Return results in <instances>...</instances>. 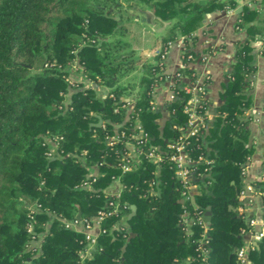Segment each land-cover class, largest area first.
Instances as JSON below:
<instances>
[{"label":"trees","instance_id":"16d2710c","mask_svg":"<svg viewBox=\"0 0 264 264\" xmlns=\"http://www.w3.org/2000/svg\"><path fill=\"white\" fill-rule=\"evenodd\" d=\"M138 2L169 23L155 61L141 63L137 85L130 86L115 81L133 59L122 57L128 53H112L111 47L116 50L123 42L107 37L125 28L119 21L130 17L126 9L133 3L123 7L118 0H0V264H77L82 233L65 227L62 218H73L77 206L81 217L95 215L113 198L104 189L114 177L121 183L120 203L127 202L123 213L130 212L132 203L136 212L121 230L98 235L85 264H240L235 250L243 244L239 228L246 223L235 208L242 167L252 151L243 115L250 105V74L255 70L250 42L264 35V12L244 4L236 14L234 27L243 29L244 37L236 41L219 93L215 129L210 127L202 139L213 158L210 181L194 196L200 214L207 206L211 212L208 253L202 262L196 245L203 229L194 224L192 235L185 234L180 215L193 207L178 202L179 183L169 159L163 154L152 162L141 154L135 167L121 172L117 163L125 138L111 145L108 141L114 126L130 134L135 120L147 138L141 144L144 150L149 145L164 149V141L177 136L174 125L186 123L183 106L188 94L175 77L173 99L166 104L168 117L160 128L152 104V91L164 77L160 54L182 35L177 72L191 75L188 63L194 57L187 55L193 53L194 30L205 13L234 8L236 0ZM75 61L86 78L107 87L113 97H97L95 87L83 81L70 85L67 67ZM129 88H136L131 103L123 100L130 97ZM98 117L102 124L95 126ZM44 137L54 140L55 153L48 154ZM81 158L97 166L94 180L86 176ZM151 178H156L155 193L149 195ZM254 182L264 190V173ZM118 217L112 215L101 225L108 228ZM130 232L134 236L127 240ZM35 241L36 247L29 248ZM249 257L264 264V235Z\"/></svg>","mask_w":264,"mask_h":264},{"label":"built area","instance_id":"2783aa9c","mask_svg":"<svg viewBox=\"0 0 264 264\" xmlns=\"http://www.w3.org/2000/svg\"><path fill=\"white\" fill-rule=\"evenodd\" d=\"M170 42H168L169 46ZM250 45L252 49L258 54L264 55V35L257 36L254 38ZM167 50L165 49L160 54V61L163 62ZM189 59L195 58L193 53L187 55ZM193 58V59H194ZM73 66L75 64H72ZM181 66V65H180ZM77 70L74 71L73 76L71 70L68 71L66 77L68 83L73 85L76 81H83L85 85H96L92 80L86 78L82 73V68L79 65L75 67ZM178 77L182 79L184 75L179 74L177 71L173 75L172 84L174 78ZM206 83L207 81L194 83L193 81L184 82L182 88L185 93L188 94V98L183 106V111L187 115L185 125L176 126L178 134L175 137L168 138L164 141V149L159 146L149 145L147 150H144L141 144L146 143V136L142 132L138 120L134 121V124L130 127V134H127L125 129H118L114 126V134L110 136L108 143L111 145L121 138H125L123 141L125 151L123 152L117 167L120 168L121 172L130 171L133 167L140 162L141 154H144L152 162H157L161 159V155H165L171 162V166L174 171L175 178L179 183V190L181 194L182 202L186 201L191 204L193 210L190 212L188 209H184L180 215V221L183 225L186 236L193 233V225L199 224L202 227V232L198 238L196 245V251L200 259L205 261L208 253L207 247V234L206 229L208 222L203 218L204 212L200 214L197 210V204L194 201V196L200 191L201 185L209 183V170L213 163V158L209 156L210 147L207 143L202 140L205 136L206 131L209 129L208 123L205 119V111L207 106L206 100ZM170 86L167 93V101L173 99V90ZM156 87L152 91V96L156 92ZM108 88H104L96 91V96L99 98L105 97L107 94L113 97V93H108ZM123 100L132 102L133 97H123ZM116 111V108H114ZM247 113V109L244 111V115ZM246 118H249L246 116ZM102 124V123H101ZM201 138V140H200ZM44 141L48 146V154H53L56 151V144L54 140L49 137H44ZM263 149L264 159V133L263 138L260 141ZM51 144L54 145V150ZM82 159V158H81ZM262 159L261 167L264 173V161ZM81 164L86 168V176L91 177L92 180L99 175L96 165H88L84 159L81 160ZM155 176L158 175V168L154 170ZM246 166L242 167V175L246 176ZM241 189L237 194V200L239 204L236 206V211L240 214H244L248 207L255 204L256 197L259 198L260 204L257 209V217H249L245 219V226L239 228V233L243 237V244L236 248L235 255L236 259L240 264H253L249 257L250 251L258 247L257 242L264 235V190L259 189L253 179H244ZM263 179V174L261 176ZM112 181L120 182L119 177H114ZM111 181V182H112ZM148 194L155 193L154 186L156 184V178H151L149 181ZM83 186L88 187V182H84ZM109 186V185H108ZM121 185L115 191H106L107 194L113 196L108 198L105 202L104 207L97 210L95 215L90 217H81L77 219L73 218H62V223L65 227L79 231L82 233L81 244L82 247L79 250V261L77 264H85V259L92 257V252L96 248L97 237L100 233H112L114 230H121L122 226L126 225L128 214L123 213V208L127 202L123 204L119 201V193ZM130 207V205H129ZM119 215L118 218L108 227L101 225L102 221L109 218L112 215ZM244 217V216H243ZM30 229V226H29ZM37 242H32L29 248L36 247Z\"/></svg>","mask_w":264,"mask_h":264},{"label":"crops","instance_id":"0c3cea01","mask_svg":"<svg viewBox=\"0 0 264 264\" xmlns=\"http://www.w3.org/2000/svg\"><path fill=\"white\" fill-rule=\"evenodd\" d=\"M244 4L256 7L261 12H264V4L261 3V0H236L234 8L205 13L200 26L193 32V35L196 36V40L192 43L190 48L195 58L188 63V67L191 68L192 71L191 75H185L181 80L183 82L193 81L194 83L207 81L205 119L209 128L212 127V129H215L213 122L217 115V106L222 102L219 93L222 90L223 82L226 80L225 75L233 58L236 41L244 37L243 29L237 30L234 27L236 14L242 9ZM134 7L136 9L138 8V13L131 11ZM141 7L140 5L136 6V3H134L131 8L126 9V11L130 16L134 17V19H139L140 16H143L144 22L150 24L153 28L151 30L158 34L156 46H152L146 51L143 49L142 52V55L150 57L147 62L153 63L155 61V55L161 48V37L163 36H161V33L167 28L169 22L162 21L158 16L154 15L151 10ZM239 7H241V9L237 11ZM119 22L121 23V20ZM182 47L183 36L177 35L168 46L167 54L163 60L164 77L157 85L155 89L156 92L152 97L153 109L159 113L156 122L160 128L164 125L168 117L166 108V104L168 103L167 93L172 84L173 75L181 65ZM252 54L254 57L255 70L250 74V105L246 108L247 113L243 115V118L248 120L246 126L248 128V145L252 147V151L248 154L245 161L247 174L245 178L242 176V179L244 178L247 180L249 178L261 181V176L263 174L261 167L263 149L260 141L264 133V55L256 53L253 49ZM94 87L95 91L104 88V86L97 85ZM246 116L249 118H246ZM209 134V130H207L205 136ZM120 185V182L112 181L104 190L115 191ZM259 204V198L256 197L255 204L248 207L247 211L243 214L244 219L257 217L256 213Z\"/></svg>","mask_w":264,"mask_h":264},{"label":"rangeland","instance_id":"374dc122","mask_svg":"<svg viewBox=\"0 0 264 264\" xmlns=\"http://www.w3.org/2000/svg\"><path fill=\"white\" fill-rule=\"evenodd\" d=\"M123 7H126L130 3H136L137 5H141L138 0H118ZM134 13H138V8L135 7L131 9ZM121 23L125 28L122 30H116L111 35L107 37V40H116L118 42H123V44L118 48L114 49L111 47L112 53H128L124 54L122 57H129L133 59V63L125 69L123 74L118 75L115 84L124 85L129 84L137 85L139 76H140V64L141 62H147L149 60V56L142 55L143 49L149 50L150 47L156 46V40L158 38V34L153 32L151 29L150 24L144 22V17L140 16L139 19H134V17L124 16L121 19ZM168 32V27L161 33L162 35H166ZM115 54V53H114ZM118 61V60H117ZM75 65H70L67 67L68 70H71L73 76H77L74 74V71L77 69L75 68L78 64V61H75ZM128 96H134L136 94V88L128 89L127 93ZM52 149L54 150V145L51 144ZM56 152V151H55Z\"/></svg>","mask_w":264,"mask_h":264},{"label":"water","instance_id":"95a60500","mask_svg":"<svg viewBox=\"0 0 264 264\" xmlns=\"http://www.w3.org/2000/svg\"><path fill=\"white\" fill-rule=\"evenodd\" d=\"M240 9H241V7H239V9H237V11H239ZM135 17H136V15H135ZM101 122H102L101 118L98 117V121L96 123H92V124L95 125V126H100L101 125ZM178 202L181 203L182 202V199H179ZM135 212H136V206H135V204L132 203V204H130V212L128 213V218H130L131 216H133L135 214ZM210 214H211L210 207L207 206L206 209H205V211H204V216H203V218H204V220L206 222H209L210 221V218H211ZM80 216H81V210H80L79 206H77V210H76V213H75V217L77 219H80ZM132 236H134V233L133 232H130L129 236L127 237V240H129ZM253 264H255V263H253Z\"/></svg>","mask_w":264,"mask_h":264}]
</instances>
